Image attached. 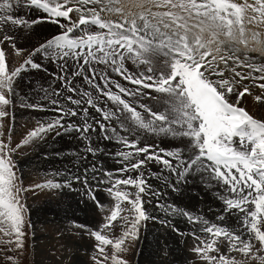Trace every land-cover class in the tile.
Returning <instances> with one entry per match:
<instances>
[{
  "label": "snow or ice",
  "instance_id": "6c2138e0",
  "mask_svg": "<svg viewBox=\"0 0 264 264\" xmlns=\"http://www.w3.org/2000/svg\"><path fill=\"white\" fill-rule=\"evenodd\" d=\"M42 60L57 65L52 83L21 95ZM249 98L264 107V0H0V264H23L29 194L74 184L96 217L66 227L87 240L82 264H131L149 221L191 237L182 264H264V115ZM17 104L51 115L16 138ZM63 136L82 147L60 151ZM29 152L76 170L37 172L26 187L15 158ZM197 178L206 212L159 202ZM172 256L165 239L157 264Z\"/></svg>",
  "mask_w": 264,
  "mask_h": 264
},
{
  "label": "rangeland",
  "instance_id": "374dc122",
  "mask_svg": "<svg viewBox=\"0 0 264 264\" xmlns=\"http://www.w3.org/2000/svg\"><path fill=\"white\" fill-rule=\"evenodd\" d=\"M24 11L26 12V9ZM253 55L258 57V54ZM41 63L46 69L51 71V76L54 78L57 71L56 65L47 60H42ZM51 76L47 74L46 71L36 72L35 70L26 69L25 74L18 81L17 91L21 95H25L31 94L41 85L47 87L48 84L52 83L53 79ZM248 107L251 112L256 115H264V107L254 105L250 98L248 100ZM12 111H14L15 115L14 131L16 138L24 131L26 123L34 124V119L30 118L37 116L47 118L48 115H51V113L33 112L30 109L20 107L19 104H17ZM7 123L8 125L12 124L11 115ZM103 143L107 144L108 142H102L101 146L104 145ZM54 147L62 152H71L78 147H82V145H77L76 141L69 136H63L62 138H57ZM109 147H111V145H109ZM15 159L18 164V169L22 170L24 173L26 187L31 182H40L42 176H38L37 172L54 171L57 168L62 170V165H67L73 172L76 170V161L74 159L57 158L44 162L40 161L39 157L32 152H29L27 156L17 154ZM92 159L93 158L89 156L88 161L80 165V170L83 171L84 164L90 163ZM102 159L105 167L111 170L113 161L107 158ZM154 170L158 171V169L155 168ZM57 179H59V177H57ZM152 183L158 185L160 182L153 180ZM162 191L164 192V196L159 201L160 203L172 202L180 206L185 205L178 202V199L183 197L186 198L187 195H193L199 201H201V197H203L202 202L206 201L202 205L205 212L207 211V205H209V203L211 204L213 199L211 192H208L203 185L198 183V178L195 186L188 187L182 195L172 193L171 190L168 189L162 188ZM81 192V185L74 184L72 190L62 189L56 194H52L48 190L29 194L26 201L29 208L27 217L31 219L34 225V234L31 232L29 233L28 249L23 264H82V262L87 259L84 256L87 240L81 241L78 237L71 236L66 231L70 219H75L77 222L85 223L89 226L94 225L96 222L92 205L86 196L82 197ZM103 196L104 194L102 192L99 193V198L103 199ZM184 200L186 201L187 199ZM43 214L48 215L47 217H49V220L44 219L42 216ZM156 214L160 217L164 215L158 209L156 210ZM209 218L212 217L210 216ZM179 226L183 231L188 230L185 226V222H180ZM165 239L168 240L173 248L172 258L174 264H182L188 253V248L193 243L191 237H180L170 230L166 232L159 223L153 221L147 223V231H141V240L136 247V251L129 256L131 264H157L159 260V248ZM185 240L187 243L184 242ZM226 251L225 249V252ZM188 258L191 259V256H188Z\"/></svg>",
  "mask_w": 264,
  "mask_h": 264
},
{
  "label": "bare ground",
  "instance_id": "6f19581e",
  "mask_svg": "<svg viewBox=\"0 0 264 264\" xmlns=\"http://www.w3.org/2000/svg\"><path fill=\"white\" fill-rule=\"evenodd\" d=\"M27 11V10H26ZM45 29H46V31H51L52 29H50V28H48L47 26H45ZM55 64V63H54ZM56 65V64H55ZM56 67H57V65H56ZM44 71H46V73L47 74H49L50 76H51V71L50 70H48V69H46V70H44ZM52 77V79H53V76H51ZM46 80V79H45ZM104 144V143H103ZM60 162V161H59ZM109 163V162H108ZM111 164V163H110ZM80 185V184H79ZM68 195V194H67ZM203 196V195H202ZM207 197V196H206ZM170 199H171V197H170ZM178 199V198H177ZM184 199H187L186 201L184 200ZM207 199V198H206ZM210 200V199H209ZM177 201V200H176ZM178 202H180L182 205H188L189 207H191V208H198V207H202V205H203V203H205L206 201H199V200H197L196 198H195V196H193V195H187L186 196V198H180V199H178ZM211 202V201H210ZM172 203V202H171ZM210 204V203H209ZM205 206V205H204ZM194 208V209H195ZM43 216V218L44 219H46V220H49V217H47L48 215H45V214H43L42 215ZM151 224V223H150ZM175 242V241H174ZM160 246V245H159ZM157 248H159V247H157ZM152 252V251H151ZM179 253V252H178ZM180 255V254H179ZM153 256V255H152ZM176 256H178V255H176ZM179 258V257H178ZM173 259V258H172ZM153 261V260H152Z\"/></svg>",
  "mask_w": 264,
  "mask_h": 264
}]
</instances>
